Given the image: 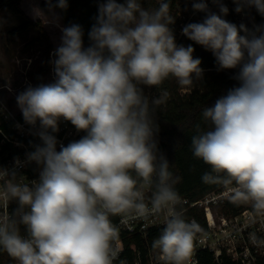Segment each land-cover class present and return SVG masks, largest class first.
<instances>
[{"label":"clouds","instance_id":"9594fccd","mask_svg":"<svg viewBox=\"0 0 264 264\" xmlns=\"http://www.w3.org/2000/svg\"><path fill=\"white\" fill-rule=\"evenodd\" d=\"M202 19L181 29L210 52L217 72L236 83L202 111L191 151L210 171L201 182L221 186L233 205L264 222V0H186ZM33 0L31 14L60 33L50 53L51 78L38 76L15 94L32 137L23 158L0 165V250L16 264H115L122 249L113 217L146 220L163 214L152 241L159 264H190L201 225L178 209L181 177L160 148L157 110L169 79L182 88L204 82L193 44L176 40L172 0L147 8L143 0H96L90 28L62 23L69 0ZM230 11L249 23L227 19ZM86 37V38H85ZM158 94L152 95L151 90ZM11 91V89H9ZM7 111L0 99V115ZM70 123L78 139L58 138ZM2 132V130H0ZM35 178L29 179L25 170ZM150 193L147 196L146 194ZM264 247V237L249 234ZM119 264L126 261L119 260Z\"/></svg>","mask_w":264,"mask_h":264},{"label":"trees","instance_id":"16d2710c","mask_svg":"<svg viewBox=\"0 0 264 264\" xmlns=\"http://www.w3.org/2000/svg\"><path fill=\"white\" fill-rule=\"evenodd\" d=\"M145 7L155 8L159 0H143ZM186 0H172L171 13L176 17L178 7L182 6ZM228 7L233 9L231 0H226ZM33 0H0V11L8 9L14 14L25 18L21 28L37 27L47 41V46L53 50L55 45L50 40L45 28L41 26L38 20H34L31 14V5ZM40 7H44L43 0H40ZM97 12L96 0H69V8L62 12V23L67 25L71 22L79 23L85 28V32L90 28L92 17ZM251 16L258 23H264V18L260 17L253 10ZM177 18V17H176ZM228 20L239 23L237 14L230 11ZM176 23L173 25L175 29ZM86 38V37H85ZM185 45L193 44L196 51L195 56L202 58V67L205 68L204 82H197L194 87L186 88L184 94L179 90L182 88L177 85L175 80L169 79L161 86L169 92V98L165 105L157 110V120L161 126L159 135L160 148L166 153L170 161V170L181 177L180 183L176 185V190L181 197H188L192 200L204 196L211 190H218L221 186L205 185L201 182V175L205 171H210L208 165L202 160L196 159L191 151V137L196 134L195 126L199 124L205 128L202 111L205 107L211 106L221 95L225 94L227 89L236 82L229 77L231 73L217 72L214 66V58L210 52L204 51L199 45L188 40ZM39 76V75H38ZM39 81L37 80V83ZM0 126L11 133L10 123L6 121L4 115H0ZM20 151L19 148L11 144L4 145L0 151V164L7 158ZM188 220L195 219L202 229H205V218L201 211L188 210L184 213ZM161 230L153 234L149 233L147 237L139 235H127L125 238V251L131 257L137 247H142L146 241H152L160 234ZM199 264H214L211 254L206 250H198ZM14 261L6 252L0 250V264Z\"/></svg>","mask_w":264,"mask_h":264},{"label":"built area","instance_id":"2783aa9c","mask_svg":"<svg viewBox=\"0 0 264 264\" xmlns=\"http://www.w3.org/2000/svg\"><path fill=\"white\" fill-rule=\"evenodd\" d=\"M176 17L177 25L174 29L176 40L178 43L184 44L188 39L181 34L182 27L189 22L200 21L202 14H193L191 4L185 2L178 7ZM246 18L237 14L239 23L241 21L248 23ZM249 26H251V21ZM151 93L156 95L155 93H158V90L152 89ZM6 108L7 111L3 115L6 121L10 123L11 133L0 126V130H2L0 132V151L7 144L17 147V142L27 146L28 140L32 139L27 134V126H25L24 132L17 130L14 126L17 122L23 124L21 113H14L7 106ZM60 128L58 138L63 140L65 144L83 135V133L77 134L70 123H62ZM17 148L20 151L7 158L0 165L11 166L14 157L20 156L23 158L26 147ZM25 172L29 179L35 178V173L31 169H26ZM148 195L150 193L146 194V198ZM177 207L184 213L188 210L201 211L205 218L206 226L195 238L194 253L190 264H199L198 250L200 249L211 254L214 264H264V247L253 245L249 239L251 232H256L257 235L264 237V222L253 225L251 223L250 208L245 205L236 206L229 202L226 189L211 190L204 196L194 200L181 197V204ZM112 219L113 223L120 229L118 246L122 251L119 260L126 261V264H159L157 255L151 247L153 240H147L142 247H137L133 255L129 257L125 251V238L127 235H139L145 238L150 232L155 234L162 230L164 227L163 214L152 216L146 220H125L122 217H113ZM119 260L115 264H119ZM3 264H16V261Z\"/></svg>","mask_w":264,"mask_h":264},{"label":"rangeland","instance_id":"374dc122","mask_svg":"<svg viewBox=\"0 0 264 264\" xmlns=\"http://www.w3.org/2000/svg\"><path fill=\"white\" fill-rule=\"evenodd\" d=\"M24 21L25 18L8 9L0 11V96L14 113L19 112L15 94L23 90L27 82L36 84L38 75L45 81L51 78L48 60L52 50L48 48L45 37L37 27H20ZM43 27L56 46L59 31ZM186 91V88L179 90L181 94Z\"/></svg>","mask_w":264,"mask_h":264},{"label":"water","instance_id":"95a60500","mask_svg":"<svg viewBox=\"0 0 264 264\" xmlns=\"http://www.w3.org/2000/svg\"><path fill=\"white\" fill-rule=\"evenodd\" d=\"M247 19V22L249 23L250 22V20L248 19V17L246 18ZM204 49L202 50V53H204Z\"/></svg>","mask_w":264,"mask_h":264}]
</instances>
